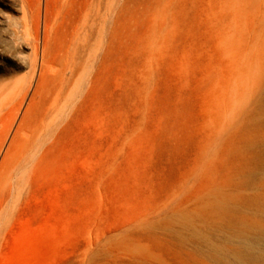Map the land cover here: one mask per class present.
Returning <instances> with one entry per match:
<instances>
[{"label": "rangeland", "instance_id": "374dc122", "mask_svg": "<svg viewBox=\"0 0 264 264\" xmlns=\"http://www.w3.org/2000/svg\"><path fill=\"white\" fill-rule=\"evenodd\" d=\"M0 264H264V0H0Z\"/></svg>", "mask_w": 264, "mask_h": 264}]
</instances>
